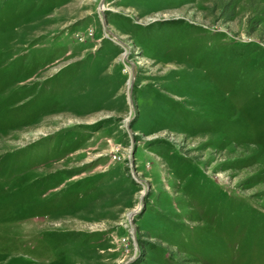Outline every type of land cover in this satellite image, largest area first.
I'll return each instance as SVG.
<instances>
[{
    "label": "rangeland",
    "instance_id": "obj_1",
    "mask_svg": "<svg viewBox=\"0 0 264 264\" xmlns=\"http://www.w3.org/2000/svg\"><path fill=\"white\" fill-rule=\"evenodd\" d=\"M0 264H264V0H0Z\"/></svg>",
    "mask_w": 264,
    "mask_h": 264
},
{
    "label": "trees",
    "instance_id": "obj_2",
    "mask_svg": "<svg viewBox=\"0 0 264 264\" xmlns=\"http://www.w3.org/2000/svg\"><path fill=\"white\" fill-rule=\"evenodd\" d=\"M231 13H232L231 11L228 13V17H227L228 19L230 18V16H231Z\"/></svg>",
    "mask_w": 264,
    "mask_h": 264
},
{
    "label": "water",
    "instance_id": "obj_3",
    "mask_svg": "<svg viewBox=\"0 0 264 264\" xmlns=\"http://www.w3.org/2000/svg\"><path fill=\"white\" fill-rule=\"evenodd\" d=\"M108 31H110V29L106 28ZM111 32V31H110Z\"/></svg>",
    "mask_w": 264,
    "mask_h": 264
}]
</instances>
